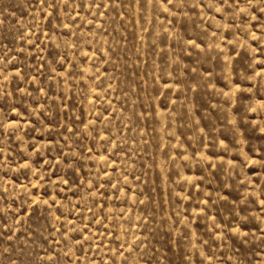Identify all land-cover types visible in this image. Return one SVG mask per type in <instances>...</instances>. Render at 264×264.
<instances>
[{
	"label": "rangeland",
	"instance_id": "rangeland-1",
	"mask_svg": "<svg viewBox=\"0 0 264 264\" xmlns=\"http://www.w3.org/2000/svg\"><path fill=\"white\" fill-rule=\"evenodd\" d=\"M0 264H264V0H0Z\"/></svg>",
	"mask_w": 264,
	"mask_h": 264
}]
</instances>
